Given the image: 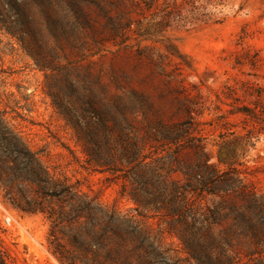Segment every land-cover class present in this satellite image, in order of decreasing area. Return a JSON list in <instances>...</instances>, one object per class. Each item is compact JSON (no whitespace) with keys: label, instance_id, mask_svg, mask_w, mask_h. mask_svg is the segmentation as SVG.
<instances>
[{"label":"rangeland","instance_id":"obj_1","mask_svg":"<svg viewBox=\"0 0 264 264\" xmlns=\"http://www.w3.org/2000/svg\"><path fill=\"white\" fill-rule=\"evenodd\" d=\"M155 8L0 0V114L60 182L0 154L14 264H264V0Z\"/></svg>","mask_w":264,"mask_h":264},{"label":"trees","instance_id":"obj_2","mask_svg":"<svg viewBox=\"0 0 264 264\" xmlns=\"http://www.w3.org/2000/svg\"><path fill=\"white\" fill-rule=\"evenodd\" d=\"M147 10H151L154 6L155 14H161L160 20L157 22V28H170L172 25L181 27L194 26L198 24H208L216 22L213 19L214 12L209 8L214 9L226 4L228 0H140ZM159 10V11H158ZM158 11V12H157ZM158 32V31H156ZM144 37L152 35L151 31L147 29L142 34ZM22 145L20 138L13 133L8 127L7 122L0 114V154L8 158L15 164L19 156L27 158V165L19 172L24 178L30 182L36 183L41 190H48L50 187L60 185V182L55 181L49 176L48 171L42 166L35 154L24 147L23 150L18 149ZM6 146V148H2ZM18 147V148H17ZM9 150V151H8ZM19 170L17 166L14 168ZM32 213L34 211H25ZM0 264H14L7 252L0 249Z\"/></svg>","mask_w":264,"mask_h":264}]
</instances>
